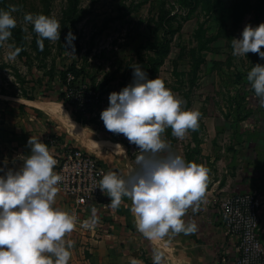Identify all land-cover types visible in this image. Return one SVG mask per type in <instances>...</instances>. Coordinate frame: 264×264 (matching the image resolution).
I'll list each match as a JSON object with an SVG mask.
<instances>
[{
	"label": "rangeland",
	"instance_id": "obj_1",
	"mask_svg": "<svg viewBox=\"0 0 264 264\" xmlns=\"http://www.w3.org/2000/svg\"><path fill=\"white\" fill-rule=\"evenodd\" d=\"M12 5H16L17 24L0 45V138L3 124L18 104L28 97L43 100L46 93L59 94L65 87L60 74L71 67L96 87L93 112L101 123L110 92L132 82V66L140 63L145 70L155 69L152 78H163L183 99V107L201 112L199 127L189 129L180 140L184 150L190 133L206 132L214 117L224 115L226 128L237 129L240 115L256 117L261 109L246 75L264 58L253 51L234 55L231 40L241 35L246 24L264 22V0H0L2 9L10 10ZM26 12L56 16L60 40L44 38L41 49L38 33L24 19ZM70 30L76 34L75 49L64 46ZM9 43L21 48L15 58L8 56ZM206 102H211L210 107ZM164 134L168 150L174 151L179 137L172 134L171 126ZM131 143L136 158L141 149Z\"/></svg>",
	"mask_w": 264,
	"mask_h": 264
},
{
	"label": "clouds",
	"instance_id": "obj_2",
	"mask_svg": "<svg viewBox=\"0 0 264 264\" xmlns=\"http://www.w3.org/2000/svg\"><path fill=\"white\" fill-rule=\"evenodd\" d=\"M10 10L0 8V45L12 36L17 24ZM24 19L38 33L37 43L44 47V38L60 40V20L43 12H26ZM76 34L71 30L65 39L67 48L75 49ZM233 54L244 56L257 52L264 58V22L248 23L239 37L231 40ZM8 56L15 58L19 46L8 45ZM74 53V51H73ZM133 80L121 90L109 94V105L101 111L107 129L123 133L139 146L138 167L125 177L115 170L102 175L99 187L111 197L113 208L122 198L132 200L131 211L137 229L150 240L162 239L174 233L195 232V220L186 222L184 214L189 207L198 210L205 198L209 182V168L195 160H186L177 152L168 150L163 133L168 126L174 136L184 138L189 129L199 127L201 112L185 108L181 97L159 75L149 78L147 71L137 63ZM259 102L264 105V63H255L247 71ZM31 147L19 167L5 169L0 165V264H68L75 241L65 239L77 227L78 217L66 209L54 206L61 174L55 170L58 163L49 144L39 136L28 139ZM7 163V161H5ZM93 215L82 221L85 228H94L99 221L96 208ZM165 253L154 249V264H164ZM130 264H144L129 257Z\"/></svg>",
	"mask_w": 264,
	"mask_h": 264
},
{
	"label": "crops",
	"instance_id": "obj_3",
	"mask_svg": "<svg viewBox=\"0 0 264 264\" xmlns=\"http://www.w3.org/2000/svg\"><path fill=\"white\" fill-rule=\"evenodd\" d=\"M45 96L43 100L28 97L21 101L3 124L0 165L5 169L23 163L24 155L31 151L28 145L31 135L48 143L52 152L51 138L81 146L96 155L107 171L115 170L125 177L138 167L132 143L122 134L107 129L95 113L78 115L74 105L60 99L56 91ZM187 102L189 106L192 104L190 100ZM210 103L206 102L209 107ZM220 103L224 107L226 102ZM259 106L256 117L240 115L237 129L226 128L227 118L220 115L212 119L206 132L199 135L191 132V141L185 150L180 142L182 138L174 141V152L186 160L204 163L210 170L206 195L199 209L194 211L189 207L184 214L186 222L196 221L195 232L174 233L155 241L148 239L137 229L131 211L132 200L125 196L117 208L109 201L107 206L96 209L99 221L94 228L82 226V221L93 215V208H85L77 214V227L65 237L75 241L68 264H130L132 256L140 258L144 264H154L153 252L157 248L165 253V264H234L235 241L226 234L217 205L218 199L226 193L257 191L264 199V105ZM54 206L74 213L71 200L59 190ZM260 234L264 242V208Z\"/></svg>",
	"mask_w": 264,
	"mask_h": 264
},
{
	"label": "built area",
	"instance_id": "obj_4",
	"mask_svg": "<svg viewBox=\"0 0 264 264\" xmlns=\"http://www.w3.org/2000/svg\"><path fill=\"white\" fill-rule=\"evenodd\" d=\"M71 83L77 82L76 75L68 72ZM81 86V85H80ZM67 100L97 102V93L90 91L88 95L76 94L74 87H63ZM94 112H87V116ZM53 155L58 163L54 166L62 180L58 189L73 204L77 215L85 208L105 207L110 201L107 190L98 186L102 175L107 172L106 166L94 154L81 146L65 144L51 138ZM218 211L225 227V232L235 241L237 255L234 264H264V242L262 240L261 213L264 199L257 191L226 193L218 199ZM165 264V263H164Z\"/></svg>",
	"mask_w": 264,
	"mask_h": 264
},
{
	"label": "trees",
	"instance_id": "obj_5",
	"mask_svg": "<svg viewBox=\"0 0 264 264\" xmlns=\"http://www.w3.org/2000/svg\"><path fill=\"white\" fill-rule=\"evenodd\" d=\"M69 71H72L76 75L77 82L71 83L69 81V79H68V72ZM146 71L148 73L149 78H152L150 72H155V69L146 70ZM60 77H61V81L64 84V86L74 87L76 94L81 93L82 95L87 96L90 91H93V90L96 91V87L93 85H90L88 83V81H85V77L81 76L78 73L77 69L74 67H71L68 70L62 71L60 74ZM58 96L60 99H66L67 100L66 92L63 90L59 91ZM74 107L76 108V111H77L78 115H80V116H87L86 115L87 112H93L94 111V103H92L90 101H86V102L74 101Z\"/></svg>",
	"mask_w": 264,
	"mask_h": 264
},
{
	"label": "bare ground",
	"instance_id": "obj_6",
	"mask_svg": "<svg viewBox=\"0 0 264 264\" xmlns=\"http://www.w3.org/2000/svg\"><path fill=\"white\" fill-rule=\"evenodd\" d=\"M38 103V102H37ZM41 104V103H40ZM43 105H45V104H43Z\"/></svg>",
	"mask_w": 264,
	"mask_h": 264
}]
</instances>
